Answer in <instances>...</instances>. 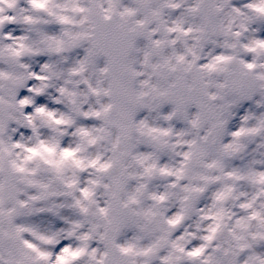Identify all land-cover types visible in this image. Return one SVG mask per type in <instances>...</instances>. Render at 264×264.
Instances as JSON below:
<instances>
[{
  "label": "clouds",
  "instance_id": "clouds-1",
  "mask_svg": "<svg viewBox=\"0 0 264 264\" xmlns=\"http://www.w3.org/2000/svg\"><path fill=\"white\" fill-rule=\"evenodd\" d=\"M0 264H264V0H0Z\"/></svg>",
  "mask_w": 264,
  "mask_h": 264
}]
</instances>
